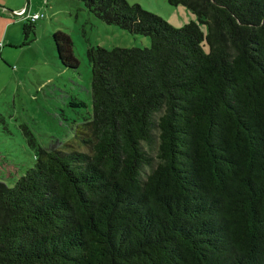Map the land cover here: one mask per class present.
Listing matches in <instances>:
<instances>
[{"label":"trees","instance_id":"obj_1","mask_svg":"<svg viewBox=\"0 0 264 264\" xmlns=\"http://www.w3.org/2000/svg\"><path fill=\"white\" fill-rule=\"evenodd\" d=\"M80 1L151 47L88 49L92 117L0 181V264H264V0H166L198 18L182 28ZM52 41L77 70L72 39Z\"/></svg>","mask_w":264,"mask_h":264},{"label":"rangeland","instance_id":"obj_2","mask_svg":"<svg viewBox=\"0 0 264 264\" xmlns=\"http://www.w3.org/2000/svg\"><path fill=\"white\" fill-rule=\"evenodd\" d=\"M127 1L161 17L174 28L198 22L188 8L173 7L166 0ZM19 2L23 6L34 3L35 8L42 9L39 15L43 17L37 23L35 42L13 51V62L8 68L12 79L6 85L0 84V181L9 187L34 167V148L66 150L77 128L92 117V67L87 56L90 47H151L150 38L107 25L80 0ZM201 28L207 33L205 25ZM57 32L72 39L80 64L77 70L64 68L58 60L52 41Z\"/></svg>","mask_w":264,"mask_h":264},{"label":"crops","instance_id":"obj_3","mask_svg":"<svg viewBox=\"0 0 264 264\" xmlns=\"http://www.w3.org/2000/svg\"><path fill=\"white\" fill-rule=\"evenodd\" d=\"M22 4L19 0H0V84L6 85L12 79L9 76L11 74L8 68L9 64L13 62V51L22 49V29L27 20L16 16L15 13L26 10L29 16H34L39 15L42 10L35 8L32 2H27L26 6ZM39 21H36V25ZM2 86L5 90L4 85Z\"/></svg>","mask_w":264,"mask_h":264},{"label":"built area","instance_id":"obj_4","mask_svg":"<svg viewBox=\"0 0 264 264\" xmlns=\"http://www.w3.org/2000/svg\"><path fill=\"white\" fill-rule=\"evenodd\" d=\"M15 15L31 22H36L43 17V15H38V14L34 16H29L26 10L16 12Z\"/></svg>","mask_w":264,"mask_h":264}]
</instances>
